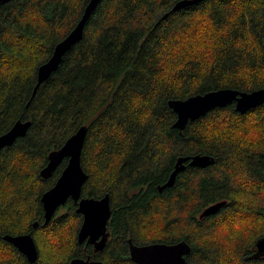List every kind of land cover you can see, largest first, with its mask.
Wrapping results in <instances>:
<instances>
[{
    "label": "trees",
    "instance_id": "trees-1",
    "mask_svg": "<svg viewBox=\"0 0 264 264\" xmlns=\"http://www.w3.org/2000/svg\"><path fill=\"white\" fill-rule=\"evenodd\" d=\"M177 1L100 0L82 40L35 94L38 67L89 0L0 6V135L18 120L32 122L0 150V264H70L92 253L77 240V204L68 199L46 224L41 201L68 162L44 179L49 153L83 125V196L111 197L104 264H137L128 238L186 240L187 264H264L253 257L264 237V103L245 113L234 103L217 107L183 131L168 104L220 88H264V0H205L173 11ZM196 154L214 163L186 162L175 184L159 189L179 157ZM22 232L36 241L33 263L3 238Z\"/></svg>",
    "mask_w": 264,
    "mask_h": 264
},
{
    "label": "water",
    "instance_id": "water-1",
    "mask_svg": "<svg viewBox=\"0 0 264 264\" xmlns=\"http://www.w3.org/2000/svg\"><path fill=\"white\" fill-rule=\"evenodd\" d=\"M9 1L11 0H0V6ZM99 1L89 0L77 25L55 45L49 59L38 67L34 94L39 86L58 69L64 55L82 40L85 24ZM202 1L205 0H179L175 3L172 10L176 11L190 5H196ZM232 103L235 104L236 111L245 113L264 103V88L252 91H241L229 87L220 88L195 94L185 99H170L168 102L177 115L173 126L180 131H183L190 121H195L205 116L217 107H225ZM31 124L30 120L16 121L7 132L0 135V150L12 145L19 137L25 136ZM87 133L88 127L86 125L81 126L60 148L54 149L49 153L47 165L40 170L42 178H50L65 158H68V163L55 184L43 193L41 201L45 211V223L47 224L57 209L63 206L68 199H72L78 205L77 213L83 216V221L77 234L78 242L87 245L93 244L97 251H101L106 246L110 236L107 229L112 215L111 197L109 193L102 197L82 195L83 187L89 177L82 165V153ZM186 162H189V165L192 166L205 168L214 163V157L201 154L179 157L167 182L159 187L160 190L175 184L176 177L185 168ZM226 203V200L212 203L201 212L200 217L212 215ZM36 225L37 223L34 224V226ZM4 239L25 254L29 262L33 263L38 259L39 251L32 233L6 234ZM129 245L131 259L138 264H187V257L192 251L191 245L186 240H180L176 243L157 241L140 245L129 239ZM256 246V256H264V237L258 239ZM70 264H104V262L92 259L88 255L86 258L76 257L71 260Z\"/></svg>",
    "mask_w": 264,
    "mask_h": 264
},
{
    "label": "flooded vegetation",
    "instance_id": "flooded-vegetation-1",
    "mask_svg": "<svg viewBox=\"0 0 264 264\" xmlns=\"http://www.w3.org/2000/svg\"><path fill=\"white\" fill-rule=\"evenodd\" d=\"M19 138H21V137H19ZM17 140V139H16ZM16 140H15V142H16ZM68 159V158H67ZM68 163V162H67ZM187 165H189V164H187ZM45 167V166H44ZM59 167V166H58ZM82 195H83V193H82ZM102 197V196H101ZM78 206V205H77ZM62 207V206H61ZM44 208V207H43ZM60 209V207L57 209V211ZM111 210H112V206H111ZM56 211V212H57ZM56 212H55V214H56ZM54 214V215H55ZM80 214V213H79ZM112 216V215H111ZM83 217V216H82ZM110 219H111V217H110ZM110 219H109V221H110ZM81 227V226H80ZM108 230V229H107ZM110 232V231H109ZM22 233H28V232H22ZM19 234H21V233H19ZM6 235V234H5ZM4 235V236H5ZM16 235H18V234H16ZM4 236H3V238H4ZM111 239V233H110V236H109V238H108V240H107V244H108V242H109V240ZM129 239H131V238H128L127 239V244H128V247H129V252H130V245H129ZM7 241V240H6ZM133 241V240H132ZM134 242V241H133ZM135 243V242H134ZM150 243V242H149ZM84 245H85V247L87 248V249H91L92 250V253H90V254H88V255H90L91 257H92V259H96V260H102V259H100V255H101V253L103 252V250L107 247V244H106V246L104 247V249L103 250H101V251H97L96 250V247H95V245H93V244H89V245H87V244H85V243H83ZM135 244H138V243H135ZM143 244H145V243H143ZM141 245V244H140ZM14 247H16V246H14ZM17 248V247H16ZM18 249V248H17ZM255 251H254V253H253V257H258V258H263L264 256H256V253H257V246L255 245ZM19 250V249H18ZM19 252H20V250H19ZM20 253H22V252H20ZM23 254V253H22ZM26 258H27V256L25 255V254H23ZM87 255V256H88ZM86 256V257H87ZM85 257V258H86ZM131 257V256H130ZM82 258V257H81ZM27 260H28V258H27ZM29 261V260H28ZM187 261H188V257H187ZM136 263V262H135ZM138 264V263H137Z\"/></svg>",
    "mask_w": 264,
    "mask_h": 264
}]
</instances>
